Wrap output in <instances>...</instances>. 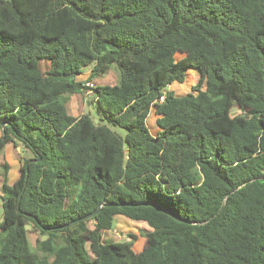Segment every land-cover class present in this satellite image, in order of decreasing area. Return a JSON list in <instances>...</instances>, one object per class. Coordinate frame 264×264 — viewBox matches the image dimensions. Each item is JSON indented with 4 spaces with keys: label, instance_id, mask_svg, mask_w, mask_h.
Instances as JSON below:
<instances>
[{
    "label": "trees",
    "instance_id": "1",
    "mask_svg": "<svg viewBox=\"0 0 264 264\" xmlns=\"http://www.w3.org/2000/svg\"><path fill=\"white\" fill-rule=\"evenodd\" d=\"M2 123L0 264H264V0H0Z\"/></svg>",
    "mask_w": 264,
    "mask_h": 264
},
{
    "label": "rangeland",
    "instance_id": "2",
    "mask_svg": "<svg viewBox=\"0 0 264 264\" xmlns=\"http://www.w3.org/2000/svg\"><path fill=\"white\" fill-rule=\"evenodd\" d=\"M182 56L181 53H176L175 54V58L178 59ZM48 66V61L46 60H42L41 61V67L45 68ZM92 67L91 64L83 67L82 71H87L90 70ZM80 78L84 77V76H79ZM198 79V76L196 74V72L194 70H188L187 74H186V78L185 81L183 83H172L169 88L171 90H173L176 94H183L186 93L188 91L191 90V85L196 83ZM119 82V71L116 67V65L113 63L110 65L109 69L101 74L98 75L96 78H94V83L97 85H104V84H115ZM85 94H72L69 95V99L68 102L66 104L67 106V110L70 114L74 115V116H78L82 113H87L90 114L92 116H95L97 113V110L95 109V107H92L91 105H87L84 98H85ZM154 120H155V115L153 113V111L151 110L148 118H147V123L150 126V128L152 129V131L154 130ZM117 130V129H116ZM119 131V130H117ZM0 175L3 177V161H0ZM1 181V180H0ZM1 183L0 182V187H1ZM9 183V182H8ZM2 219V208H1V192H0V220ZM132 224H124L123 222H118L116 216L114 217V222H113V228H117L119 227V231L120 230H124L125 235H123V232H120L121 237L119 239H117L118 233L114 234L112 231V228L109 230H106L103 233V240L104 241H122V240H127L128 233H134L137 234V240L134 241L132 249L134 251H138L141 248L140 242L143 240L144 242V237L139 235V232L141 230V228H139L136 224L137 223H141V222H137L131 219H128ZM120 223V225L118 224ZM145 223V222H143ZM146 224V223H145ZM147 227V225H145ZM27 228V238L29 240L30 245L33 247L35 244V240L37 237L39 238H43V236H40L37 232L32 230V225L29 223L26 226Z\"/></svg>",
    "mask_w": 264,
    "mask_h": 264
},
{
    "label": "crops",
    "instance_id": "3",
    "mask_svg": "<svg viewBox=\"0 0 264 264\" xmlns=\"http://www.w3.org/2000/svg\"><path fill=\"white\" fill-rule=\"evenodd\" d=\"M90 70L82 71L80 74L81 76H84L82 78H85L89 74ZM79 75V76H80ZM80 78V77H79ZM94 83V80H93ZM170 86V85H169ZM168 86V88H169ZM170 89V88H169ZM2 136V128L0 127V137ZM30 154L29 152L22 146V144L16 142V141H10L4 145L2 150L0 151V161H3L4 163L8 164V170H7V182L13 183L18 175V170L20 167V160L22 157H28ZM0 182L3 181V177L0 175ZM2 184V183H1ZM116 218L118 222H123L124 224H132L127 218L121 215H116ZM120 223H118L120 225ZM141 229H149V227L145 226L146 224L141 222L136 224ZM119 229V227H117ZM120 232H123V235H125L124 230H120ZM140 245L142 247L143 240L140 242ZM141 249V248H140Z\"/></svg>",
    "mask_w": 264,
    "mask_h": 264
},
{
    "label": "built area",
    "instance_id": "4",
    "mask_svg": "<svg viewBox=\"0 0 264 264\" xmlns=\"http://www.w3.org/2000/svg\"><path fill=\"white\" fill-rule=\"evenodd\" d=\"M87 86L91 87L93 84L92 82H86L85 83ZM85 95H90L91 94V90L87 89L84 93ZM163 97H164V93L158 97V102H162L163 101ZM112 231L114 234L118 233L117 239H119L121 237L120 231L117 228H112Z\"/></svg>",
    "mask_w": 264,
    "mask_h": 264
},
{
    "label": "water",
    "instance_id": "5",
    "mask_svg": "<svg viewBox=\"0 0 264 264\" xmlns=\"http://www.w3.org/2000/svg\"><path fill=\"white\" fill-rule=\"evenodd\" d=\"M94 121H97V120L94 119ZM3 126H4V123H2V124L0 125V127L2 128V136H1V139L3 138L4 133H5V131H4V129H3ZM36 160H37V159H36ZM26 167H27V166H26ZM100 208H101V205H99L95 210H93V211H91L90 213H88V214L84 215L83 217H81V219H88V218L93 217L96 213H98V211L100 210Z\"/></svg>",
    "mask_w": 264,
    "mask_h": 264
}]
</instances>
